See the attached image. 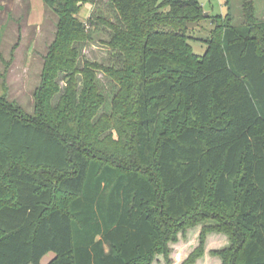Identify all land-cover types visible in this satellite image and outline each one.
<instances>
[{"label": "trees", "instance_id": "1", "mask_svg": "<svg viewBox=\"0 0 264 264\" xmlns=\"http://www.w3.org/2000/svg\"><path fill=\"white\" fill-rule=\"evenodd\" d=\"M58 17L33 114L0 96V264L169 263V240L203 222L225 232L222 264H264V19L251 0L243 23L199 0H108L119 23L120 69L86 60L95 0H43ZM211 18L206 53L189 22ZM119 86L111 110L98 82ZM64 74V87L61 74ZM81 75V79L79 78ZM63 90L59 100L54 97ZM50 172L53 178L43 179ZM214 220L208 223V220ZM207 222V223H206ZM107 246L109 249L107 250Z\"/></svg>", "mask_w": 264, "mask_h": 264}, {"label": "rangeland", "instance_id": "2", "mask_svg": "<svg viewBox=\"0 0 264 264\" xmlns=\"http://www.w3.org/2000/svg\"><path fill=\"white\" fill-rule=\"evenodd\" d=\"M17 1L18 7L12 1V8L9 4L4 6L0 3V96L4 95L7 89L9 102L21 106L27 114H33L35 110L34 95L41 82L45 55L56 35L58 17L46 7L47 11H43L41 24L37 25L30 21L29 16L34 12V18H38V1L45 7L43 0ZM199 2L203 4L204 12L211 16L225 15L230 11L225 0H199ZM243 2L244 0H232L231 12L234 14L236 24H242L244 21ZM263 7L264 5L261 4L259 8L263 9ZM78 17L88 25L90 19H93L95 23L90 28V40L78 43L82 55L80 65H84L86 60H92L106 67L122 68L124 55L110 46L114 31L109 25L100 21L103 18L119 23L116 8L108 0H95L93 3L83 4ZM257 17L262 19L261 10L257 13ZM189 28V42L193 51L202 56L206 53L207 40L210 38V31L214 28V24L211 18L206 17L198 26ZM63 76L62 73L60 80L62 87L65 85ZM79 78H82L81 75ZM98 82L107 102L101 112L108 113L111 110V100L120 86L104 71H98ZM3 83L6 84V89H4ZM63 90L54 97V103L59 100ZM37 171L40 172V175L44 174L41 177L45 180L54 177L50 172L45 173L40 169ZM207 222L212 223L214 220L210 219ZM202 228L203 222H199L189 228L184 235L179 231L175 241L167 242L171 249L169 259L172 260V263H169L164 254L160 252L154 255L152 264H183L193 251L199 248ZM204 242V254L198 257L195 264H222V257L213 252L230 246L231 241L228 234L211 231L207 233Z\"/></svg>", "mask_w": 264, "mask_h": 264}, {"label": "crops", "instance_id": "3", "mask_svg": "<svg viewBox=\"0 0 264 264\" xmlns=\"http://www.w3.org/2000/svg\"><path fill=\"white\" fill-rule=\"evenodd\" d=\"M12 1L15 3V4H17L18 3V1L17 0H2V1H0V3H1V5H8L9 4V6H11V8H12ZM245 1V0H244ZM254 4H255V6H256V12L258 13V12H260V10H261V14H262V19H264V7H263V9H260L259 7L261 6V4H263L264 5V0H251ZM43 3H44V1H43ZM38 5H39V7H38V9H39V14H38V18H34V16H33V14H34V12H32L31 14H30V21L31 22H35L37 25H39V24H41V21H42V14H43V11H47V9H46V5H45V3H44V5H45V7H43L42 5H41V3H40V1H38ZM243 5V4H242ZM16 7H18V4L16 5ZM45 15V14H44ZM261 19V18H260ZM54 252H49V254H47L46 256H44L43 258H42V260H41V262H42V264H48L49 263V260L52 258V257H54Z\"/></svg>", "mask_w": 264, "mask_h": 264}, {"label": "water", "instance_id": "4", "mask_svg": "<svg viewBox=\"0 0 264 264\" xmlns=\"http://www.w3.org/2000/svg\"><path fill=\"white\" fill-rule=\"evenodd\" d=\"M198 25H199V22H189V23L187 24L188 27H196V26H198Z\"/></svg>", "mask_w": 264, "mask_h": 264}]
</instances>
